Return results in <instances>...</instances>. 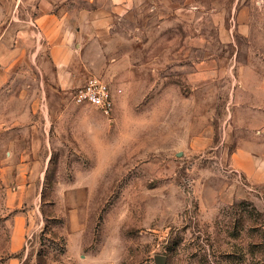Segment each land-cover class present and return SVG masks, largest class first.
Instances as JSON below:
<instances>
[{
  "label": "rangeland",
  "instance_id": "rangeland-1",
  "mask_svg": "<svg viewBox=\"0 0 264 264\" xmlns=\"http://www.w3.org/2000/svg\"><path fill=\"white\" fill-rule=\"evenodd\" d=\"M115 2L0 0L37 143L0 146V264H264V0ZM92 76L109 116L73 100Z\"/></svg>",
  "mask_w": 264,
  "mask_h": 264
},
{
  "label": "crops",
  "instance_id": "crops-1",
  "mask_svg": "<svg viewBox=\"0 0 264 264\" xmlns=\"http://www.w3.org/2000/svg\"><path fill=\"white\" fill-rule=\"evenodd\" d=\"M115 1L116 0H114V2ZM124 1L127 0H120V4H123ZM35 21L36 24L40 26L43 34L48 36L50 34L53 35L54 33H57L60 30V25L62 24V19H59L56 14L51 11H44ZM17 33V38L25 39L29 37V32L27 30L25 32L20 31ZM16 40L13 41L15 43L12 45L14 51H12L13 55L11 56L9 62L4 63V61H0V63L2 64V66L0 67V146L2 149H4V153L6 154L7 159L16 158L20 159V161H24L20 163L18 167L19 169H22L27 168L28 165L25 161L27 159H32L33 152H35L37 149V143H32L31 141L28 143H23V148L20 149L18 147L20 143L15 139L16 135L24 136V138H30V135L32 134L29 131V129L31 128L30 125L32 124V121L29 122V120H31L30 103H28V105L24 104L23 109L21 111H17L18 114H16L14 108H12V102L14 100V102H19L20 94L24 96L27 95L26 88L22 89L20 92L19 88H15L14 85L16 84V79L14 78L12 80V73H15L12 72L13 68L16 65L20 64L25 56V51H17L19 44L18 39ZM59 44L60 43L55 42L54 40L50 43L51 54L56 65L59 63L57 59L58 48H61ZM1 58L2 57H0V60ZM13 167H15L14 164ZM25 175L24 177H26Z\"/></svg>",
  "mask_w": 264,
  "mask_h": 264
},
{
  "label": "built area",
  "instance_id": "built-area-1",
  "mask_svg": "<svg viewBox=\"0 0 264 264\" xmlns=\"http://www.w3.org/2000/svg\"><path fill=\"white\" fill-rule=\"evenodd\" d=\"M120 91H117L119 93ZM116 92L101 78L92 76L76 89L73 100L77 105H88L109 116L115 106Z\"/></svg>",
  "mask_w": 264,
  "mask_h": 264
},
{
  "label": "water",
  "instance_id": "water-1",
  "mask_svg": "<svg viewBox=\"0 0 264 264\" xmlns=\"http://www.w3.org/2000/svg\"><path fill=\"white\" fill-rule=\"evenodd\" d=\"M155 264H166V257L162 255H157L154 257Z\"/></svg>",
  "mask_w": 264,
  "mask_h": 264
}]
</instances>
